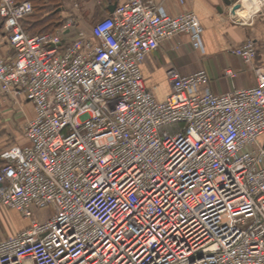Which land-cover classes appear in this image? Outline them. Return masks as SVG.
<instances>
[{"label": "built area", "instance_id": "obj_1", "mask_svg": "<svg viewBox=\"0 0 264 264\" xmlns=\"http://www.w3.org/2000/svg\"><path fill=\"white\" fill-rule=\"evenodd\" d=\"M116 1L88 31L66 17L30 36V2L0 0L14 53L0 95L33 109L29 144L0 154V208L29 221L0 240V264H264V69L222 95L204 71L169 70L157 102L140 66L180 35L202 52L203 29L190 11ZM248 1L229 0L232 23L264 12ZM229 53L250 64L254 45Z\"/></svg>", "mask_w": 264, "mask_h": 264}, {"label": "crops", "instance_id": "obj_2", "mask_svg": "<svg viewBox=\"0 0 264 264\" xmlns=\"http://www.w3.org/2000/svg\"><path fill=\"white\" fill-rule=\"evenodd\" d=\"M69 1L72 8L75 5L79 7L80 4L89 11L98 6L102 17L107 16V6L111 2ZM151 1L171 16L185 11L192 12L203 29L202 52L190 46L186 35H180L159 45L140 66L145 87L157 102H164L170 92L166 77L169 70H174L181 76L204 71L208 77L207 86L214 95L255 86V70L264 69V12L250 17L245 24H234L229 20L228 7L222 0ZM64 9L62 8V14ZM247 40L253 43L255 51L250 64H244L239 57L229 53L230 49L241 46ZM13 58L14 53L9 46L8 36L1 29L0 21V60L8 61ZM227 71L231 75H227ZM7 98L9 99L4 102L5 99L0 97V145H7L8 139L13 138L15 141L6 148L12 145L26 146L29 141L23 135V128L33 118L32 105L23 96ZM22 230L13 229L6 235L0 230V240Z\"/></svg>", "mask_w": 264, "mask_h": 264}, {"label": "rangeland", "instance_id": "obj_3", "mask_svg": "<svg viewBox=\"0 0 264 264\" xmlns=\"http://www.w3.org/2000/svg\"><path fill=\"white\" fill-rule=\"evenodd\" d=\"M63 4L61 5V8L64 9V13L62 14L63 17H75L78 26L81 29L89 30L97 21L102 19L103 17L99 14L98 6H95L93 10H86L85 7H81L79 4V7L75 6L72 8L69 0H62ZM4 98V102L8 96H1ZM22 110V109H21ZM22 133V130H21ZM13 138L8 139V144L13 143L15 140ZM7 144V145H8ZM7 145H0V154L2 151L6 149ZM39 215L41 217L46 216L43 213H47V211H40ZM29 226V221L24 220L18 213H16L13 210H3L0 208V230H3L4 234L6 235L8 232L12 231L13 229L16 230H22Z\"/></svg>", "mask_w": 264, "mask_h": 264}, {"label": "trees", "instance_id": "obj_4", "mask_svg": "<svg viewBox=\"0 0 264 264\" xmlns=\"http://www.w3.org/2000/svg\"><path fill=\"white\" fill-rule=\"evenodd\" d=\"M16 2L23 0H15ZM30 2L31 13L21 20V28L30 36L53 33L61 27L65 17L58 11L62 0H27ZM114 1V0H111ZM75 18V17H74Z\"/></svg>", "mask_w": 264, "mask_h": 264}, {"label": "water", "instance_id": "obj_5", "mask_svg": "<svg viewBox=\"0 0 264 264\" xmlns=\"http://www.w3.org/2000/svg\"><path fill=\"white\" fill-rule=\"evenodd\" d=\"M223 1V3H224V5L225 6H229L230 5V2H229V0H222ZM116 5H117V1H114V2H110L109 4H108V6H107V11H108V14H112L113 12H114V10H115V8H116ZM60 10V9H59ZM58 10V11H59Z\"/></svg>", "mask_w": 264, "mask_h": 264}, {"label": "bare ground", "instance_id": "obj_6", "mask_svg": "<svg viewBox=\"0 0 264 264\" xmlns=\"http://www.w3.org/2000/svg\"><path fill=\"white\" fill-rule=\"evenodd\" d=\"M252 7V4L248 0H242L240 8L244 10H249Z\"/></svg>", "mask_w": 264, "mask_h": 264}]
</instances>
